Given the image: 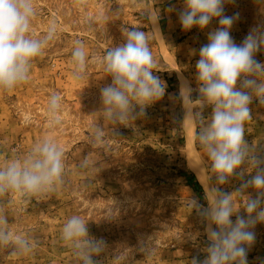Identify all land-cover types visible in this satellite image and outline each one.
<instances>
[{"label":"rangeland","instance_id":"rangeland-1","mask_svg":"<svg viewBox=\"0 0 264 264\" xmlns=\"http://www.w3.org/2000/svg\"><path fill=\"white\" fill-rule=\"evenodd\" d=\"M34 3L29 35L41 38L53 20L58 31L33 60L28 81L0 91V167L48 138L64 149L65 180L56 190L27 200L11 193L0 198V213L7 215L11 229L31 236L37 244L21 256L0 249V264H80L61 240L62 226L73 215L88 222L91 236L106 241L99 264H190L194 256L203 260L205 225L191 213L189 198L196 196L206 206L202 184L211 175V161L197 143L193 122L192 140L186 144L183 119L185 108L199 104L198 50L218 22L203 31L183 30L176 12L167 10L170 5L180 9L183 0H85L83 6H77L76 0ZM225 11L239 14L231 29L237 44L252 28L264 25V0H235L225 5ZM142 13H152L151 18ZM87 18H92L91 25ZM123 26L148 33L155 74L166 83L164 97L127 127L104 118L100 88L111 78L98 63L106 48L124 42ZM77 40L88 54L82 79L73 76L71 52ZM256 58L264 62V51ZM186 82L193 89L192 101L183 103ZM53 93L61 96V122L56 126L48 115ZM250 107L253 118L245 123L246 139L264 148V105L254 100ZM210 113L211 108H206L205 116ZM96 123L105 128V147L90 142V129ZM114 126L117 135L110 137ZM85 157L89 166L81 168ZM191 165L200 169L202 183ZM237 183L225 189L232 191ZM233 199L237 201V194ZM237 206L242 204L237 201ZM254 231L248 262L264 264V224H257ZM148 237H153L148 250L140 252Z\"/></svg>","mask_w":264,"mask_h":264},{"label":"clouds","instance_id":"clouds-1","mask_svg":"<svg viewBox=\"0 0 264 264\" xmlns=\"http://www.w3.org/2000/svg\"><path fill=\"white\" fill-rule=\"evenodd\" d=\"M85 0H76L83 6ZM235 0H183L176 12L183 30H204L215 20L218 27L207 33L208 42L198 50L196 81L199 104L185 108L183 122L190 119L196 125V140L211 161V175L203 185L206 206L196 196H190L191 213L204 223L207 246L205 257L194 256L190 264H249L257 224H264V148L246 139L245 123L252 117L250 105L254 100L264 105V62L256 58L264 51V25L252 28L240 44L231 29L239 14L227 15L225 5ZM36 15L34 0H0V91H11L28 81L33 60L57 34L58 25L52 21L41 38L29 35ZM148 19L152 13H142ZM156 16V21L158 20ZM91 25L92 18H87ZM123 43L108 47L99 58L109 84L100 88L104 118L113 125L130 126L146 108L162 99L166 83L155 73L156 60L149 46L148 33L139 27L121 28ZM73 76L82 79L88 54L83 43L75 41L71 52ZM184 101H192L189 83L182 88ZM211 113L205 116V109ZM137 108L139 111H137ZM61 96L53 93L48 101V115L53 126L60 124L58 113ZM182 122V124H183ZM115 126L107 134L117 135ZM90 142L106 146L103 124L90 129ZM89 166L85 157L81 168ZM65 180L64 149L53 140L44 138L22 157H16L0 167V198L18 194L30 199L52 192ZM238 181L232 191L225 189ZM237 194V206L233 194ZM243 210L244 214H241ZM235 216V220L232 217ZM7 215L0 213V249L13 256L31 253L37 244L29 235L11 229ZM62 242L71 248L80 264H99L107 243L90 235L88 222L77 215L67 219L61 229ZM153 237L141 242L140 252L148 250Z\"/></svg>","mask_w":264,"mask_h":264},{"label":"bare ground","instance_id":"bare-ground-1","mask_svg":"<svg viewBox=\"0 0 264 264\" xmlns=\"http://www.w3.org/2000/svg\"><path fill=\"white\" fill-rule=\"evenodd\" d=\"M185 136H186V144L189 145V142H190V140H192V136H193V123L190 119L185 120ZM191 167H192L191 170L197 175V178L202 183L203 180H202V175H201L200 169L195 165H191Z\"/></svg>","mask_w":264,"mask_h":264}]
</instances>
